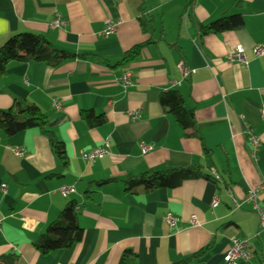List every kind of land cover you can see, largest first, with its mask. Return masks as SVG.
Returning <instances> with one entry per match:
<instances>
[{
    "label": "crops",
    "instance_id": "obj_1",
    "mask_svg": "<svg viewBox=\"0 0 264 264\" xmlns=\"http://www.w3.org/2000/svg\"><path fill=\"white\" fill-rule=\"evenodd\" d=\"M236 14L244 20L240 29L202 35V27ZM57 18L66 24L53 28ZM107 21L119 27L101 36ZM23 33L77 56L57 67L11 62L0 75V111L18 101L38 106L69 164L61 166L38 130H0V264H174L203 250L188 264H226L232 241L246 238L253 257L240 264H264L261 218L246 201L264 184V55L254 54L264 47V0H0V47ZM139 45H146L140 55L123 63ZM240 46L247 63H231ZM126 72L132 83L125 87L117 79ZM169 90L194 111L199 137L187 136L163 109L160 98ZM83 111L94 117L84 119ZM135 112L140 118L132 120ZM97 119L102 125L92 126ZM250 132L259 139L256 161ZM107 135L109 154L83 159ZM143 143L153 151L143 154ZM183 167L211 179L125 191L130 175ZM63 186L76 194L64 199ZM258 198L264 209V189ZM71 202L82 241L39 253L35 243ZM169 214L175 227L165 220ZM128 251L134 256L126 258Z\"/></svg>",
    "mask_w": 264,
    "mask_h": 264
},
{
    "label": "trees",
    "instance_id": "obj_2",
    "mask_svg": "<svg viewBox=\"0 0 264 264\" xmlns=\"http://www.w3.org/2000/svg\"><path fill=\"white\" fill-rule=\"evenodd\" d=\"M142 25L147 31V21H142ZM244 25L243 17L240 14L224 16L206 27L201 28L202 35L220 34L227 31L240 29ZM146 45H139L130 50L123 60L129 63L140 55L141 49ZM77 55L65 49H60L49 43L43 36L23 33L10 38L0 47V75H3L11 62H35L43 63L51 67H57L62 63L75 58ZM161 105L167 114L175 118L180 127L186 132L187 136L199 137L198 125L193 110L185 106V99L178 90H169L162 93L160 98ZM82 117L91 120L94 113L83 111ZM103 121L97 119L92 126H100ZM38 130L44 135L51 146L57 160L63 168L68 167L69 160L65 145L60 142L54 133L48 128L47 116L38 106L25 101L15 102L14 105L6 110L0 111V130L7 136H14L28 130ZM209 164L211 157H207ZM205 177L211 179L208 174L202 173L200 169L183 167L162 171H147L139 175H130L124 181L125 191L129 194H137L143 186H147L150 191L163 188H177L183 181ZM111 180L97 183L98 186L110 184ZM77 204L74 202L61 212L60 217L46 228V231L35 243V248L41 254L47 255L57 251L70 249L80 243L83 239L84 230L79 225ZM208 249V248H207ZM206 250H203L191 257L185 258L181 262L174 264H188L194 259L200 258ZM134 254L128 251L126 258ZM133 259H131L132 261Z\"/></svg>",
    "mask_w": 264,
    "mask_h": 264
},
{
    "label": "built area",
    "instance_id": "obj_3",
    "mask_svg": "<svg viewBox=\"0 0 264 264\" xmlns=\"http://www.w3.org/2000/svg\"><path fill=\"white\" fill-rule=\"evenodd\" d=\"M66 22L61 20L60 18H57L53 21L52 27H60L62 25H65ZM119 22H111L107 21L105 23V28L101 33V36H109L112 34H115L117 32V29L119 27ZM254 54L255 56H263L264 55V47L263 46H258L254 48ZM228 60L231 63H242L246 64V58H245V52L243 47H238L236 51L228 56ZM117 83H119L122 86H128L132 83V74L130 72L124 73L121 77L117 79ZM53 107L56 109L60 108V104L58 102L53 103ZM260 115L261 118L264 119V105H262L260 109ZM140 118V114L135 112L131 113V119L136 120ZM249 154L253 160H257V152L259 148V139L256 135L252 134L251 132L249 133ZM141 151L143 154H147L151 151H153V145L149 144H142L141 145ZM110 152V135H107L104 139L103 145L101 147H98L96 149L83 152L82 157L85 160L88 161H96L99 159H102L106 155H108ZM264 189V184L259 186L256 189H251L247 192L246 196V201L249 203H252L253 209L260 215L261 218V228L264 229V209L262 208L259 198H258V193L261 192ZM58 193L63 197L64 199H67L69 196L76 194V189L74 186H63L58 189ZM235 202V200H234ZM218 199L215 198L213 201V207L218 206ZM239 206V205H238ZM78 208L76 207L75 211H77ZM165 220L167 224L170 227H175L176 225V218L169 214L165 217ZM192 224L193 226H198V222L196 219L193 217L192 219ZM252 239L246 238L243 240L235 239L232 241L231 248L225 257V262L226 264H240L243 261H248L253 257V253L250 251V241Z\"/></svg>",
    "mask_w": 264,
    "mask_h": 264
}]
</instances>
